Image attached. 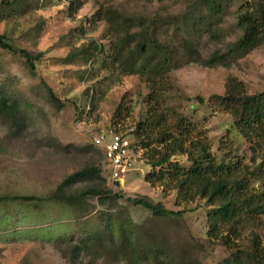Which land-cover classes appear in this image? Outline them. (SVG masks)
I'll return each mask as SVG.
<instances>
[{
    "label": "rangeland",
    "instance_id": "374dc122",
    "mask_svg": "<svg viewBox=\"0 0 264 264\" xmlns=\"http://www.w3.org/2000/svg\"><path fill=\"white\" fill-rule=\"evenodd\" d=\"M74 1L0 0V36L35 59L31 69L19 53L0 49V88L19 100L24 120L17 131L0 118V196L47 199L70 175L94 168L100 170L99 179L80 181L71 193L98 187L118 199L100 206L97 197L88 196L76 210L51 200L36 206L0 203V264H130L118 243L127 231L132 232L135 256L149 264H227L236 249L208 240L210 207L205 201L178 206L175 194L165 196L160 188L150 187L144 177L151 168L141 152L124 182L112 183L92 138L114 132L130 136L135 144L131 132L145 117L151 92L145 77L112 72L103 65L110 54L112 20L120 24L118 39L127 42L122 64H127L140 31L152 33L162 46L156 62L165 59L170 68L173 89L165 93L167 107L206 129L213 152L226 143L234 156L257 170L264 149L253 152L233 117L208 102L225 93L229 77L242 82L250 94L264 92V45L230 59L228 67L209 63L212 56L227 54L242 36L237 18L253 0H78L83 5L77 8ZM99 9L106 19L94 24ZM123 97L129 116L114 120ZM174 159L189 165L184 156ZM133 199L179 216L156 217ZM90 204L95 212L80 220ZM101 214L113 221L114 243L102 235ZM98 234L101 240L93 247L73 255L74 244ZM254 234L264 247V229L248 225L238 249L249 250Z\"/></svg>",
    "mask_w": 264,
    "mask_h": 264
},
{
    "label": "trees",
    "instance_id": "16d2710c",
    "mask_svg": "<svg viewBox=\"0 0 264 264\" xmlns=\"http://www.w3.org/2000/svg\"><path fill=\"white\" fill-rule=\"evenodd\" d=\"M24 1L26 0H14V3ZM72 5L74 8L76 5L77 8L82 7L83 3L76 0ZM105 19L106 14L103 9H99L93 16L92 23L97 24ZM108 21L111 25L110 54L105 57L103 65L112 72L145 77L151 87L146 101V115L135 124L131 132L135 139L134 146L142 153L141 159L151 168L144 181L152 188H160L165 196L175 194L178 206L184 207L197 200L205 201L210 207L207 215L208 240L219 243L225 249H236L232 258L226 260L227 264H245L244 259L246 264H264V247L257 234L252 236L249 250L238 249L248 225L264 229V153H261L264 149V92L250 94L242 82L229 77L225 93L213 95L208 99L212 108L233 117L238 133L250 144L253 152L261 153L258 169L253 170L241 158L234 156L226 143L218 152H213L206 129L198 127L182 114L167 107L165 93L173 89L169 77L170 68L165 59L156 62L155 56L162 52V46L153 34L146 30L140 31V38L134 42L133 50L128 52L127 64L123 65L126 51L124 52L122 47L127 42L118 39L117 28L120 24ZM237 21L242 36L227 54L212 56L209 61L212 65L228 67L231 65L230 59L246 56L264 45V0H253L251 4L245 5ZM0 49L19 53L28 66L34 68L35 59L26 51L14 49L2 36ZM127 107L128 104L123 97L113 114V119L128 117ZM21 109L19 100L8 96L0 88V118L9 120L12 128L17 131L24 125V120L20 119ZM98 153L103 168V156L100 151ZM178 155L184 156L189 165L184 166L176 161L174 158ZM95 177L99 179L100 170L86 168L67 177L47 199L36 196L1 195L0 203L15 202L36 206L42 201L51 200L55 204L67 205L76 210L85 204L88 196L92 199L97 197L100 206L107 201L117 200V196L111 197V191L105 188L100 190L94 187L81 193H71L72 185ZM256 183H259V187L255 186ZM132 201L156 217L179 216V213L167 212L144 199ZM86 210V214L81 215L80 220H85L89 213L95 212V206L90 204ZM98 220L103 226L102 235L114 243L112 219L101 214ZM119 226L123 227L124 222ZM120 238L118 243L122 257L129 255L125 257H129L130 264H149L148 259L135 256V251L131 247L133 240L131 231L121 233ZM100 240L99 234L97 238L81 240L72 246L73 255L88 251L93 247L92 244Z\"/></svg>",
    "mask_w": 264,
    "mask_h": 264
},
{
    "label": "built area",
    "instance_id": "2783aa9c",
    "mask_svg": "<svg viewBox=\"0 0 264 264\" xmlns=\"http://www.w3.org/2000/svg\"><path fill=\"white\" fill-rule=\"evenodd\" d=\"M92 145L103 156V168L112 183L121 184L138 160L140 151L130 136L110 132L92 138Z\"/></svg>",
    "mask_w": 264,
    "mask_h": 264
}]
</instances>
